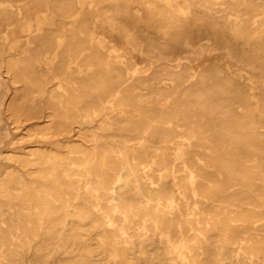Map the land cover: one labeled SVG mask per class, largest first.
I'll return each instance as SVG.
<instances>
[{"label": "bare ground", "instance_id": "1", "mask_svg": "<svg viewBox=\"0 0 264 264\" xmlns=\"http://www.w3.org/2000/svg\"><path fill=\"white\" fill-rule=\"evenodd\" d=\"M0 264H264V0H0Z\"/></svg>", "mask_w": 264, "mask_h": 264}, {"label": "rangeland", "instance_id": "2", "mask_svg": "<svg viewBox=\"0 0 264 264\" xmlns=\"http://www.w3.org/2000/svg\"><path fill=\"white\" fill-rule=\"evenodd\" d=\"M44 103L45 104L43 106L42 118L39 121H34V120H30L28 122L24 121L23 123H21V125H19L20 129L18 131L15 132V131L12 130V136L17 135L21 131L26 132V131H29V130H34V129L40 130V129L46 128L44 121L47 119L46 116L50 114V110H49V107L46 105V100H44ZM7 104L9 105V104H11V102L8 101ZM6 120L9 123L8 126L11 129H13L12 124H10V120L8 118ZM76 132H77V127L74 125V127L72 128V132L71 133L73 134V133H76Z\"/></svg>", "mask_w": 264, "mask_h": 264}]
</instances>
